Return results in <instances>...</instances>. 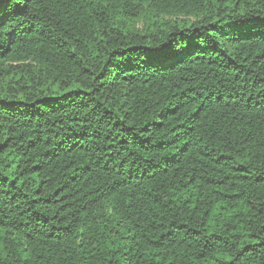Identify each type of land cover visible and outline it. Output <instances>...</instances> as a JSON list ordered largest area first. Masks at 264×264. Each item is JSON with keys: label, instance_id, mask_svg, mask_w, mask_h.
I'll list each match as a JSON object with an SVG mask.
<instances>
[{"label": "trees", "instance_id": "trees-1", "mask_svg": "<svg viewBox=\"0 0 264 264\" xmlns=\"http://www.w3.org/2000/svg\"><path fill=\"white\" fill-rule=\"evenodd\" d=\"M0 264H264V0H0Z\"/></svg>", "mask_w": 264, "mask_h": 264}]
</instances>
